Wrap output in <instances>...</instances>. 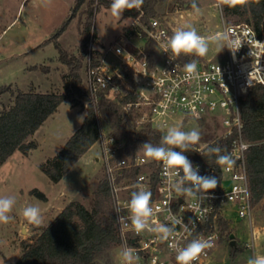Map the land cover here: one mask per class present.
<instances>
[{"label": "built area", "instance_id": "2783aa9c", "mask_svg": "<svg viewBox=\"0 0 264 264\" xmlns=\"http://www.w3.org/2000/svg\"><path fill=\"white\" fill-rule=\"evenodd\" d=\"M138 10L139 15L129 18L131 24L113 43L101 48L95 37L90 38L83 80L90 100L85 105L91 104L97 110L101 99L119 104L123 117L136 132L151 128L166 135L172 127L183 131L190 123L212 121L219 133L214 141L192 144L190 153L168 148L183 151L200 175L215 176L219 182L209 193L211 198L200 204L206 210L200 219L193 207L196 197L180 195L175 190L178 184L191 187L182 179L183 173L145 157V143L135 150V143L107 130L98 114L97 143L101 156L97 160L103 163L119 246L123 253L131 251V264H178L176 256L191 241L211 238L213 246L192 262L205 264L224 237V221L230 225L231 218L236 216L248 220L251 227L253 224L254 204L246 160L250 144L242 134L240 103L253 88L264 86V37L249 24H228L222 14L219 33L224 34V44L233 41L234 53L223 48L216 50L214 59L195 54L174 55L166 50L173 34L169 27L155 17L146 24L145 11ZM219 33L199 35L210 41ZM191 62L197 63L198 74L185 79L184 65ZM234 132L237 138L228 153L235 160L231 169L199 159L210 144ZM139 190L151 192L152 212L143 218L145 229L137 233L128 204L131 193ZM161 226L171 230L167 239L158 231ZM251 252L252 256L258 255L254 245ZM124 264H128L125 258Z\"/></svg>", "mask_w": 264, "mask_h": 264}, {"label": "rangeland", "instance_id": "374dc122", "mask_svg": "<svg viewBox=\"0 0 264 264\" xmlns=\"http://www.w3.org/2000/svg\"><path fill=\"white\" fill-rule=\"evenodd\" d=\"M87 1L97 3V0ZM87 1L77 10L58 39L70 55L79 54L80 31L87 17L84 14ZM218 2L219 0H168L164 8L156 9L155 18L167 25L172 33L181 28L189 30L194 27L198 34L214 35L222 31L223 27V11L222 7L216 6ZM193 3L199 8V12L192 7ZM74 8V0H29L21 8L20 0H0V86H12L25 92H64L63 80L68 68L59 61V52L50 40L69 20ZM224 18L228 24H247L240 17ZM131 22L123 16L117 18L111 9L100 7L94 21L97 45L102 48L113 43ZM207 42L209 50L204 57L214 59L216 50L221 49L218 44L223 45L224 40L215 36ZM134 43L144 44L143 41ZM82 64L81 74L84 80L85 60ZM45 67H48L47 73ZM10 101L9 94L1 96L0 112L3 107L11 104ZM82 103L83 106L72 108L68 101L63 102L58 111L31 138L37 147L27 156L16 152L0 166V197L13 196L16 199L9 214L12 219L6 224L0 223V264H16L23 254V244L35 242L44 227L68 203L78 201L88 209L92 208L95 192L105 179L103 163L97 160L101 156L98 143L72 166L59 183H53L40 169L42 164L57 155L80 128L87 109V102ZM192 129L201 134L198 144L209 143L219 134L218 127L212 121L190 123L183 131ZM35 189L44 193L48 201L31 195V191ZM28 205L39 207L42 216L40 224L30 223L23 216V209ZM229 227L231 234L235 235L236 247L230 246V236L227 239L225 234L205 264H246L252 256V245L258 255H264V199L254 205L252 227L248 220H240L236 216L231 218ZM113 254L115 264H124L119 245Z\"/></svg>", "mask_w": 264, "mask_h": 264}, {"label": "trees", "instance_id": "16d2710c", "mask_svg": "<svg viewBox=\"0 0 264 264\" xmlns=\"http://www.w3.org/2000/svg\"><path fill=\"white\" fill-rule=\"evenodd\" d=\"M86 1H75V8L69 20L50 40L59 52V61L68 68V73L64 75L63 93H42L33 90L25 92L12 86H0V98L4 94H9L11 98V104L3 107L0 112V166L16 152L27 156L37 147L31 138L46 120L58 111L63 102L68 101L72 108L83 106L84 101L89 102L90 99L83 88L82 61L88 54L90 38L93 36L97 39L95 16L100 7L111 9V0H97V3L87 1L84 13L87 17L80 31L78 55H70L58 40ZM167 3L168 0H144L141 6L146 14L143 21L148 24L150 18L157 16L156 9L164 8ZM222 11L225 17L236 16L244 19L260 37H264V0H247L246 4L236 7L222 6ZM139 13L138 9L133 8L125 10L122 16L135 18ZM47 72L48 67H45V73ZM85 110L86 115L80 128L55 157L40 166L53 183H59L72 166L97 143L100 132L99 115L107 130L113 131L117 137H126L135 143V150L144 143L165 148L173 147L163 144L164 134L159 131L146 128L136 132L131 128L130 121L123 117L121 106L115 102L101 99L97 110L91 104ZM240 110L243 138L250 144L246 160L255 205L264 199V86L253 88L241 100ZM236 138L237 133L234 132L226 139L216 140L199 159L220 167L216 162L217 157L227 155ZM190 145L192 144L188 145L187 150H181L190 153ZM212 149L218 151L214 152ZM31 195L48 201V197L39 190H32ZM223 232L229 239L231 232L226 221L223 222ZM118 245L119 237L110 191L106 179H103L95 192L92 208L88 209L78 201L68 203L53 221L44 227L35 242L23 244V254L16 264H115L113 253ZM233 252L237 253L236 250Z\"/></svg>", "mask_w": 264, "mask_h": 264}, {"label": "clouds", "instance_id": "9594fccd", "mask_svg": "<svg viewBox=\"0 0 264 264\" xmlns=\"http://www.w3.org/2000/svg\"><path fill=\"white\" fill-rule=\"evenodd\" d=\"M247 0H219L217 7L222 6L236 7L237 5L246 4ZM144 0H111L110 8L111 12L117 18L121 17L125 10L133 8L139 9L143 5ZM192 7L199 12L196 4L193 3ZM224 34L219 33L217 39H224ZM232 40L230 43L219 45L221 49L227 48L230 52L234 53L232 48ZM166 50H170L174 55L180 54H195L196 56L203 57L209 50L208 42L206 38L199 35L194 27L189 30L183 28L176 30L169 38L166 44ZM185 79H191L197 76V63L191 62L184 65ZM82 117H80L81 119ZM201 140V134L198 130L192 129L190 131H182L179 128L172 127L163 136L162 142L165 145L173 146L174 148L187 150L189 144H198ZM212 151H218L212 149ZM143 154L145 157L161 161L172 169L179 170L183 173V180L191 185V187L183 188L179 184L176 185V191L180 195L195 196L197 203L193 207L199 212L200 219H203L205 209L200 208V204L205 199H210L209 193L214 190L218 185V179L215 176H202L199 174L198 167H194L191 161L183 154V151L173 150V148H165L163 146H153L150 143L143 145ZM217 164L224 167L226 170L231 169L235 160L230 154L219 155L217 157ZM195 190V191H194ZM197 193H202V196H197ZM152 194L150 191L139 190L131 193V199L128 207L131 212V220L134 229L137 233H140L145 229L144 217L151 215L152 209L150 207ZM16 204V199L13 196L0 197V223H8L12 217L9 215ZM23 216L34 224H40L42 222V216L40 209L34 205H28L24 207ZM194 223V221H193ZM163 233L164 239L168 238L170 229L161 226L158 229ZM211 238L197 239L191 241L186 247L181 249L176 256L178 264H192L205 249L211 248ZM125 260L128 264H131L132 253L130 250H126L123 253ZM247 264H264V255H253L247 260Z\"/></svg>", "mask_w": 264, "mask_h": 264}, {"label": "water", "instance_id": "95a60500", "mask_svg": "<svg viewBox=\"0 0 264 264\" xmlns=\"http://www.w3.org/2000/svg\"><path fill=\"white\" fill-rule=\"evenodd\" d=\"M235 235L234 234H231L230 235V239H231V242H230V246L231 247H236V241H235Z\"/></svg>", "mask_w": 264, "mask_h": 264}, {"label": "crops", "instance_id": "0c3cea01", "mask_svg": "<svg viewBox=\"0 0 264 264\" xmlns=\"http://www.w3.org/2000/svg\"><path fill=\"white\" fill-rule=\"evenodd\" d=\"M27 1H29V0H20V8L22 7L23 3H24V2H27ZM75 1H76V0H74V3H75Z\"/></svg>", "mask_w": 264, "mask_h": 264}]
</instances>
